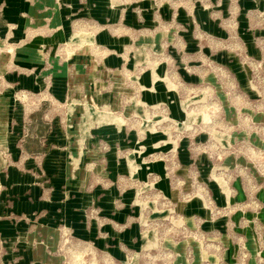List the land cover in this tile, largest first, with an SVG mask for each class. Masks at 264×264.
<instances>
[{"label":"rangeland","instance_id":"obj_1","mask_svg":"<svg viewBox=\"0 0 264 264\" xmlns=\"http://www.w3.org/2000/svg\"><path fill=\"white\" fill-rule=\"evenodd\" d=\"M0 264H264V0H0Z\"/></svg>","mask_w":264,"mask_h":264}]
</instances>
